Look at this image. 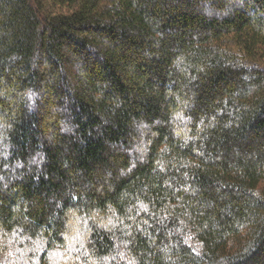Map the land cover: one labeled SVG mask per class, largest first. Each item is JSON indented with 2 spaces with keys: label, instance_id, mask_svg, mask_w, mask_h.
I'll list each match as a JSON object with an SVG mask.
<instances>
[{
  "label": "trees",
  "instance_id": "1",
  "mask_svg": "<svg viewBox=\"0 0 264 264\" xmlns=\"http://www.w3.org/2000/svg\"><path fill=\"white\" fill-rule=\"evenodd\" d=\"M0 264H264V0H0Z\"/></svg>",
  "mask_w": 264,
  "mask_h": 264
}]
</instances>
